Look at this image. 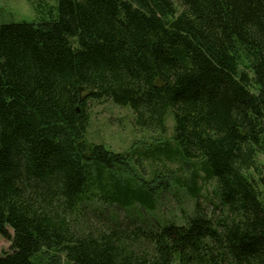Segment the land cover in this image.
Masks as SVG:
<instances>
[{"label": "trees", "instance_id": "1", "mask_svg": "<svg viewBox=\"0 0 264 264\" xmlns=\"http://www.w3.org/2000/svg\"><path fill=\"white\" fill-rule=\"evenodd\" d=\"M57 1L0 24V264H264V0ZM104 100L155 142H91ZM178 184L193 213L153 216Z\"/></svg>", "mask_w": 264, "mask_h": 264}, {"label": "rangeland", "instance_id": "2", "mask_svg": "<svg viewBox=\"0 0 264 264\" xmlns=\"http://www.w3.org/2000/svg\"><path fill=\"white\" fill-rule=\"evenodd\" d=\"M57 0H0V24L6 23H39L49 21L56 17L58 10ZM90 125L87 137L91 142L101 143L115 152H132L134 147L147 146L155 141L156 135L151 133H141L134 126V114L129 107H122L112 101L91 102L89 107ZM174 135V122L170 118L168 121V134L166 139H172ZM144 171L147 178L155 170L160 169L165 172L166 168H176L179 163L153 161L142 158ZM201 179L198 182L201 206L208 211L214 210L218 200L214 193L215 181L206 177L205 173H200ZM184 182V181H183ZM196 200L191 196L186 186L174 185L170 190L165 191L159 197L155 217L160 220H175L182 224L185 216L191 215L194 211ZM118 215L124 216V211L117 208ZM151 215L152 214H148ZM11 239H7L0 234V255L11 251Z\"/></svg>", "mask_w": 264, "mask_h": 264}]
</instances>
